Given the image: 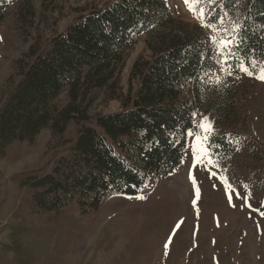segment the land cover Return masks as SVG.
<instances>
[{
    "label": "trees",
    "instance_id": "1",
    "mask_svg": "<svg viewBox=\"0 0 264 264\" xmlns=\"http://www.w3.org/2000/svg\"><path fill=\"white\" fill-rule=\"evenodd\" d=\"M11 1L0 0V24ZM77 10L74 22L50 38L33 35L37 14L31 0H19L14 12L12 27L23 45L30 43L5 86L0 156L10 146L33 143L43 131L59 138L57 155L46 166L17 179L23 207L39 216H58L69 206L92 216L109 199L136 195L170 175L185 156L183 130L203 108L205 72L214 68L199 56L210 54L204 45L209 31L174 17L166 0H114ZM228 10L244 25L243 50L254 49L257 60H264V0H241ZM143 34L146 51L135 59L123 93L119 75L126 52ZM221 86L206 105L216 125L228 130L240 120L241 104L230 86ZM94 91L121 99L122 108L91 115ZM71 122L75 136L63 139ZM214 139L218 152H234L225 135Z\"/></svg>",
    "mask_w": 264,
    "mask_h": 264
},
{
    "label": "rangeland",
    "instance_id": "2",
    "mask_svg": "<svg viewBox=\"0 0 264 264\" xmlns=\"http://www.w3.org/2000/svg\"><path fill=\"white\" fill-rule=\"evenodd\" d=\"M18 1H11L0 24V108L7 96L8 78L16 73V59L30 43L23 45L12 27ZM31 1L37 14L33 35L40 31L50 38L74 22L77 9L114 0ZM166 2L174 17L200 25L184 0ZM147 37L141 35L126 52L119 75L123 93L129 87L135 59L146 51ZM222 84L231 87L241 104V118L228 130L216 125L206 105L216 88L223 90ZM222 84L216 86L204 77L203 108L196 113V121L208 117L215 135H225L232 143L234 152H218L220 168L212 170L227 176L243 200L233 195L229 202L219 179L210 177L200 165L192 167L195 159L187 137L181 165L170 175L152 180L138 194L115 196L92 216L70 206L58 216L36 215L23 207L17 179L46 166L57 155L59 138L43 131L33 143L10 146L0 156V264H264V216L260 215L264 211V80L236 72ZM64 100L65 94L57 102ZM88 102L91 115L122 108L121 99H107L100 91H94ZM75 133L71 122L62 137L72 138Z\"/></svg>",
    "mask_w": 264,
    "mask_h": 264
},
{
    "label": "snow or ice",
    "instance_id": "3",
    "mask_svg": "<svg viewBox=\"0 0 264 264\" xmlns=\"http://www.w3.org/2000/svg\"><path fill=\"white\" fill-rule=\"evenodd\" d=\"M240 2L241 0H184L185 6L200 22V26L209 31L204 45L209 49L210 54L202 51L199 56L202 63L206 60L213 61L214 68L206 71L205 76L216 86L224 83L228 76H233L236 72L248 76L257 75L258 79L264 80V66H261L264 65V60H257L254 49L243 50L244 25L238 23L228 10L230 4L235 5ZM196 116V113L192 114L193 126L183 130L192 141L191 150L195 159V164L192 167L200 165L205 168L210 177L219 179L228 192L229 202L232 201L233 195L243 200L244 197L233 187L227 176L218 175L216 171L212 170L220 168L219 160L216 158L220 145L216 144L214 139L215 128L208 117L201 116L200 120L196 121ZM221 171L224 170L221 169ZM192 182L193 185H196L194 176ZM245 187L247 186L245 185ZM196 197L197 199L200 197L198 187L196 188ZM247 206L252 207L251 204ZM260 215L264 216V211L260 212ZM179 226L178 224L177 228ZM170 243L171 240L168 244ZM168 244H165V249L168 248Z\"/></svg>",
    "mask_w": 264,
    "mask_h": 264
}]
</instances>
